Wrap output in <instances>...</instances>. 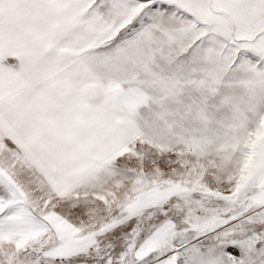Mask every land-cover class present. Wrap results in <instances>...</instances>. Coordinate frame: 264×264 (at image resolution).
<instances>
[{"label": "snow or ice", "instance_id": "6c2138e0", "mask_svg": "<svg viewBox=\"0 0 264 264\" xmlns=\"http://www.w3.org/2000/svg\"><path fill=\"white\" fill-rule=\"evenodd\" d=\"M0 264H264V0H0Z\"/></svg>", "mask_w": 264, "mask_h": 264}]
</instances>
